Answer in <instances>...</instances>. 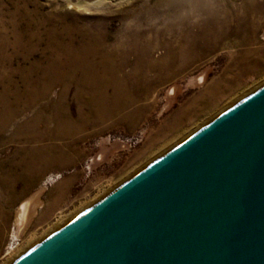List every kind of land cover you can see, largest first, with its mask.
Segmentation results:
<instances>
[{"label":"rangeland","instance_id":"374dc122","mask_svg":"<svg viewBox=\"0 0 264 264\" xmlns=\"http://www.w3.org/2000/svg\"><path fill=\"white\" fill-rule=\"evenodd\" d=\"M217 1L230 4L234 12L233 21L222 28L223 36L220 37L219 30H216L217 35L211 33L216 43L200 44L197 52L190 55L192 59L173 67L170 76L158 78L151 73L142 83L148 89L132 91L134 100L124 109L102 120L89 109L84 108L81 113L75 107L71 87L66 101L70 108L68 118L74 128L70 137L38 144L0 140V160L13 156L18 160L15 152L19 148L49 146L58 150L33 173L35 181L28 189L23 192L16 185L10 203L0 207V264H10L8 261L17 252L36 247L50 235L47 234L49 229L58 220L69 218L72 221L104 195L264 86V0H256L260 9L246 17L238 9L242 0ZM154 3L155 0H109L105 1L106 6L87 5L83 9L67 0H0V38L6 36L10 41L12 22L22 28V19L27 13L37 20L41 15L70 12L78 15L77 25L93 22L110 36L126 30V12L145 8L138 24L129 22V26L143 32L159 27L160 22L146 13L155 7ZM63 22L70 23L69 19ZM44 51V43H40L29 53V60L24 61L21 59L24 50L19 49L12 68L27 69L33 63L43 65L49 55ZM155 51L153 58L162 56L161 49ZM6 53L13 51L7 48ZM3 68L6 70V66ZM13 74L8 89L23 93L25 81ZM2 88L0 81V92ZM59 90L58 85L53 86L48 98L54 100ZM36 107L25 112L24 118H30ZM45 111L50 112L48 107ZM10 132H5L3 137H8ZM55 173L59 179L42 186L46 178ZM22 203H26L27 208L24 220L18 225V208ZM12 230L16 232L14 241L10 240Z\"/></svg>","mask_w":264,"mask_h":264},{"label":"water","instance_id":"95a60500","mask_svg":"<svg viewBox=\"0 0 264 264\" xmlns=\"http://www.w3.org/2000/svg\"><path fill=\"white\" fill-rule=\"evenodd\" d=\"M12 264H264V86Z\"/></svg>","mask_w":264,"mask_h":264},{"label":"bare ground","instance_id":"6f19581e","mask_svg":"<svg viewBox=\"0 0 264 264\" xmlns=\"http://www.w3.org/2000/svg\"><path fill=\"white\" fill-rule=\"evenodd\" d=\"M105 1L109 0H67L83 9L87 5L100 8L110 3L105 4ZM221 3L217 0H155V7L148 9L146 13H151L160 22L159 27L141 32L136 27L129 26V22L138 24L146 11L145 8L140 11L131 9L123 18L128 21L124 26L126 30L117 31L120 33L110 36L93 22L77 25L79 17L71 12L41 15L37 20L27 13L22 19V28L13 21L11 40L6 36L0 38V81L3 84L0 92V140L38 144L45 140L70 137L74 128L68 118L70 108L66 101L71 87L74 89L75 107L79 111L89 109L99 120L124 109L134 100L132 91L148 89L142 83L148 80L151 73L158 78L170 76L174 71L173 67L192 59L191 54L197 52L200 44L216 43L217 40L210 36L211 33L217 35L220 32V37L223 36L222 28L230 24L234 12L230 4ZM238 9L246 17L260 8L256 0H242ZM65 19H69L70 23L65 24ZM40 43H44V50L49 53L43 65L33 63L27 69L12 68L19 49L24 50L21 59L26 61L29 60V53ZM7 48H11L13 53L7 54ZM157 49L162 50V56L153 58ZM3 66H6V70ZM13 73L25 81L23 93L8 89L7 86L15 76ZM30 77H33L32 81ZM55 85L60 90L56 98L50 100L49 93ZM35 106L38 107L32 116L24 118L25 112ZM46 107L50 112L45 111ZM7 131H11V134L4 138ZM57 151L49 146H33L28 150L19 148L15 152L18 160L15 161L14 156L0 160V207L10 203L16 185L23 192L28 189L35 181L33 173ZM55 176L56 173L50 174L42 186L55 183L59 179ZM26 208V203L18 208V225L24 220ZM69 221V218L58 220L49 229L48 237ZM15 239L16 232L12 230L10 240ZM31 249L29 246L17 252L8 263L15 262V259L21 258Z\"/></svg>","mask_w":264,"mask_h":264}]
</instances>
